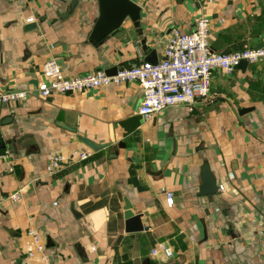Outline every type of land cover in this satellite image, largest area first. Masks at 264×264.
<instances>
[{
    "label": "crops",
    "instance_id": "crops-1",
    "mask_svg": "<svg viewBox=\"0 0 264 264\" xmlns=\"http://www.w3.org/2000/svg\"><path fill=\"white\" fill-rule=\"evenodd\" d=\"M130 1L145 50L132 29L128 44L91 43L96 0H75L70 12L71 0H0V93L30 92L0 106V264H31L29 231L49 264H264L263 61L213 70L191 112L174 106L150 119L137 112L136 83L33 92L49 59L65 78L137 67L145 51L158 62L170 31L189 34L200 17L214 53L264 47V0ZM204 166L217 188L209 195L199 192ZM125 202L142 231L125 233ZM160 245L171 257L152 254Z\"/></svg>",
    "mask_w": 264,
    "mask_h": 264
},
{
    "label": "built area",
    "instance_id": "built-area-1",
    "mask_svg": "<svg viewBox=\"0 0 264 264\" xmlns=\"http://www.w3.org/2000/svg\"><path fill=\"white\" fill-rule=\"evenodd\" d=\"M208 29L209 21L204 17L196 20L189 34L173 29L166 39L160 61L156 64L142 63L134 68L120 69L113 76H107L104 71H96L84 77L65 78L57 62L49 59L42 65L43 81L33 88V92L39 97L48 98L53 94H74L109 85L136 83L141 88L137 112L142 118L150 119L174 106H185L191 112L196 98H207L213 70L218 69L231 75L242 60H246L248 65L264 62V47L228 54L212 52L207 41ZM29 93L20 90L0 93V106L21 101ZM88 156L89 154H79L77 158L85 160ZM2 158H6V154ZM60 162V158L54 157L51 167L59 168ZM21 194L22 190H19L9 199L13 202L19 201ZM172 203L173 196L167 193L166 206L170 207ZM27 237L23 247L25 258L31 264H49L41 236L29 231ZM159 250L167 258L171 257L170 250L162 245L153 250L152 254Z\"/></svg>",
    "mask_w": 264,
    "mask_h": 264
},
{
    "label": "water",
    "instance_id": "water-1",
    "mask_svg": "<svg viewBox=\"0 0 264 264\" xmlns=\"http://www.w3.org/2000/svg\"><path fill=\"white\" fill-rule=\"evenodd\" d=\"M98 4L99 14L94 22L93 28L89 35V40L93 45L102 44L106 40L111 38L117 40H123L124 36L131 29L138 36L139 41L143 40V37H139L141 33L139 28V7L130 0H96ZM75 6V0H71L69 9L67 12L72 11ZM130 37H125L123 40L124 44H128ZM142 50L146 49L145 44L140 41ZM263 46L257 47L255 50L261 49ZM145 61L150 64H156L153 60L152 53L145 51ZM248 64L246 60H242L236 66L235 70L244 71ZM117 72L116 68L106 69L104 73L107 76H113ZM78 139L88 146L92 150H98L101 146H96L85 138L78 137ZM5 144L0 140V150L5 149ZM202 180L203 185L200 188V195H209L217 191L215 183L211 178L209 171L206 166L202 169ZM143 230L140 222V216L134 215L131 212V206L125 202L124 207V231L125 233H135Z\"/></svg>",
    "mask_w": 264,
    "mask_h": 264
}]
</instances>
